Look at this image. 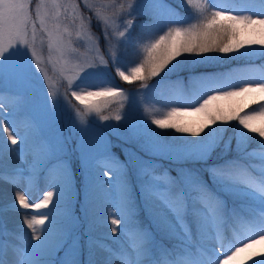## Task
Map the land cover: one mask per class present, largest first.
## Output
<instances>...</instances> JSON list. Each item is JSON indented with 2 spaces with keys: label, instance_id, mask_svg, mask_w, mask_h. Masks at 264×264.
<instances>
[{
  "label": "snow or ice",
  "instance_id": "obj_1",
  "mask_svg": "<svg viewBox=\"0 0 264 264\" xmlns=\"http://www.w3.org/2000/svg\"><path fill=\"white\" fill-rule=\"evenodd\" d=\"M38 42L83 109L41 87ZM211 53L264 58V0H0V264H264V64L197 72ZM110 68L200 95L149 118Z\"/></svg>",
  "mask_w": 264,
  "mask_h": 264
},
{
  "label": "trees",
  "instance_id": "obj_2",
  "mask_svg": "<svg viewBox=\"0 0 264 264\" xmlns=\"http://www.w3.org/2000/svg\"><path fill=\"white\" fill-rule=\"evenodd\" d=\"M93 31L99 33V27L96 24H93ZM101 47L103 48V43L101 42ZM241 52L244 50L241 49ZM210 56H216L219 57V59L214 60L211 62V66L207 68H201L197 69V72L200 71H206L209 73H229L230 71L239 70L240 68L245 67L249 64L254 65H261L264 64V58H258V57H241L238 53H230L227 56H222V54L219 53H211ZM142 58V54H141ZM136 62H139L138 60ZM134 64H129L128 68L130 69ZM111 73V72H110ZM179 76H183L185 79V91L188 95L192 96V89L191 85L188 84L186 75L184 73H180ZM115 77V81L118 82L120 85H122L123 90L126 91V95L128 93H139L137 96L138 100V107L141 112L147 111L149 118L152 116H158L159 113L163 112L166 113L170 106L172 104V99L179 94L178 89L176 88V83L173 82L175 79H178L177 74L171 75L168 79L165 81H160V78H154V80H150L147 83L149 85L155 84L156 87H154L151 91L147 92V95L145 96V91L141 88L140 82H133L128 83L121 81L119 77L113 75ZM243 98H233V100H225V101H218L217 103L222 104H229L234 103L238 100H241ZM74 104H79L77 100H74L71 98ZM124 105L123 109L128 108V101L125 99V97H119L115 98L109 101L108 106L103 110L104 112H112L115 113V111L123 110L121 108V105ZM252 109L259 108V105H252ZM250 109V108H249ZM68 119V118H67ZM196 121V120H193ZM233 123H236L233 121ZM155 127V126H153ZM157 131H161L160 129H157ZM169 133L172 132V130H167ZM67 134V133H66ZM176 136H181L182 134L176 133ZM190 139H195L194 137L189 136ZM115 142V140H114ZM117 152H119V149H117ZM258 249H261L260 246H257Z\"/></svg>",
  "mask_w": 264,
  "mask_h": 264
},
{
  "label": "rangeland",
  "instance_id": "obj_3",
  "mask_svg": "<svg viewBox=\"0 0 264 264\" xmlns=\"http://www.w3.org/2000/svg\"><path fill=\"white\" fill-rule=\"evenodd\" d=\"M93 24H95V21H93ZM101 49H103V48L101 47ZM79 51H80V54H81V59H83L85 55H87L89 58L92 55L91 53H86L85 52V49H83V48H81ZM37 53H38V55H40L42 57V64H41V66L46 69L47 74H48V79L46 81H44V83L41 85V87L42 88H45V89H48L50 92L56 93L57 94L56 95V99H59L62 105H64V97L67 94V99L71 102V105H73L74 108L83 109V105H81L79 101H77L79 103L78 105L73 103V101L71 100V98L74 99V100H75V98L71 97L70 92H67L66 93V89L68 87L67 86V77L69 75H71V73L68 72V71H64L63 73H61V71H60V65H57L54 68L52 66V64L48 60V52H47L46 46L43 49H41L39 47V42H38V46H37ZM71 62L72 63H79L80 61L79 60H72ZM61 63H63V61H61ZM110 72H111L110 75H112V76L115 75L114 70L111 69V68H110ZM60 81H62L61 82L62 84H64V85L66 84L67 87L66 88H62V86H60ZM63 81H65V82H63ZM182 83L183 82H180L179 85H178V88H179V91H181V94H179L180 96H178L177 98H175L173 100V103H172L171 106H176V103L177 102L180 103V104L186 105V106H190V105H192V104H194V103L197 102V99H198L200 93L195 92L196 96H194L192 98L186 96L184 94V92H183L184 89H183V84ZM232 83H234V82H232ZM107 86H110V85H107ZM125 95H126V91H125ZM42 97H43V92H39L38 94L34 95L31 98V100H30L29 103L25 104V107L22 110V112L20 111L21 109L17 112V120H18V123L21 124V126L24 125L25 120L27 118V114L29 112L35 111V109L38 107V105L42 102ZM117 98H119V97H117ZM90 99H96V98L95 97H92ZM64 107L65 108H68V105H64ZM118 111L119 112H123L125 110H118ZM118 111H115V113H112V112H104L103 111V114L110 115V116H114ZM247 111L251 112L252 109H248ZM20 113L22 114V116H20ZM69 114H74V109H69L66 112V114H65V120H67V117H68ZM163 114L164 113L161 112L159 116H162ZM93 117H95V114L89 115V118L90 119L93 118ZM182 119H184L185 121H193L192 119L198 120L199 119V115L198 114H192V115H189V116H185ZM260 122H261L260 118H257L256 123L259 124ZM100 123H102V124H119L121 122L115 121L114 119H110L109 121H101ZM112 139L114 141L116 139L115 136H112ZM1 193L2 192H1V189H0V194ZM23 211H25V212H31L30 209L29 210H23ZM9 216H10V213H8L7 216H6V223H7L8 227L11 229V228L16 227V225L7 222L8 221L7 218H9ZM98 234H100V233H98ZM225 246L227 247L228 245L226 244ZM257 246H261V245H257Z\"/></svg>",
  "mask_w": 264,
  "mask_h": 264
},
{
  "label": "bare ground",
  "instance_id": "obj_4",
  "mask_svg": "<svg viewBox=\"0 0 264 264\" xmlns=\"http://www.w3.org/2000/svg\"><path fill=\"white\" fill-rule=\"evenodd\" d=\"M1 189V194L0 196H2L3 193H5V189L4 188H0ZM7 195L10 196L11 195V190H7ZM9 223H12L14 225H17V223H19L20 221V217L16 216L14 213H10L9 218H7Z\"/></svg>",
  "mask_w": 264,
  "mask_h": 264
}]
</instances>
